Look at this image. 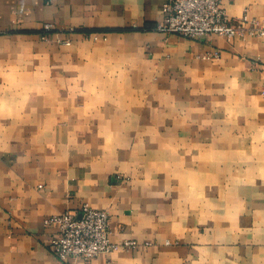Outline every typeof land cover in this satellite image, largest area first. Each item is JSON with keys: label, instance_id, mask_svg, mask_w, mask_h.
<instances>
[{"label": "crops", "instance_id": "obj_1", "mask_svg": "<svg viewBox=\"0 0 264 264\" xmlns=\"http://www.w3.org/2000/svg\"><path fill=\"white\" fill-rule=\"evenodd\" d=\"M164 1L0 0V264L74 261L44 219L84 201L140 244L76 264H264V35L160 30Z\"/></svg>", "mask_w": 264, "mask_h": 264}, {"label": "built area", "instance_id": "obj_2", "mask_svg": "<svg viewBox=\"0 0 264 264\" xmlns=\"http://www.w3.org/2000/svg\"><path fill=\"white\" fill-rule=\"evenodd\" d=\"M224 0H165V20L156 27L163 31L178 32L185 36H203L217 33L231 40L236 37L264 35V17L232 16L224 6ZM50 23L45 28L50 29ZM70 43V39H63ZM220 50L206 53L205 57H218ZM44 223L54 231L49 238L51 249L69 264L76 259L88 261L101 252L129 249L139 246L134 238L116 241L111 238L110 211L87 201L78 209H66L45 217Z\"/></svg>", "mask_w": 264, "mask_h": 264}]
</instances>
